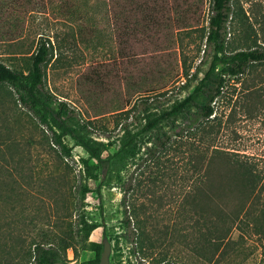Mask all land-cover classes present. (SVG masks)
Masks as SVG:
<instances>
[{
	"label": "rangeland",
	"instance_id": "374dc122",
	"mask_svg": "<svg viewBox=\"0 0 264 264\" xmlns=\"http://www.w3.org/2000/svg\"><path fill=\"white\" fill-rule=\"evenodd\" d=\"M212 15L211 0H0V63L27 73L31 57L47 45L45 90L67 103L75 125L106 161L127 130H140L146 109L158 115L193 93L210 63L204 52ZM226 39L228 54L264 50V0H231ZM214 107L208 124L214 133L196 146L238 154L262 177L260 192L249 198L230 182L221 188L203 179L208 220L231 225L238 213L215 255L213 237L191 203L199 178L188 151L194 142L182 134L193 117L142 136L135 156L114 161L104 176L79 143L1 86L0 141L14 158L3 166L17 163L33 172L35 182L13 209L5 198L0 202L3 252L16 254L20 234L33 250V242L57 230L72 243L58 264L92 263L95 244H109L110 264H264V64L228 78ZM164 135L171 137L170 147L152 160L148 149ZM128 187L125 204L139 216L131 215L132 228L141 221L145 230V254L125 228Z\"/></svg>",
	"mask_w": 264,
	"mask_h": 264
},
{
	"label": "trees",
	"instance_id": "16d2710c",
	"mask_svg": "<svg viewBox=\"0 0 264 264\" xmlns=\"http://www.w3.org/2000/svg\"><path fill=\"white\" fill-rule=\"evenodd\" d=\"M211 3L213 15L209 19L205 44L206 50L204 52L205 54L208 53L207 56L210 54V63L204 77L198 82L192 94L182 101L176 102L169 109L161 111L158 115L150 114L149 109H146L144 112V123L140 130L134 134L127 130L118 151L106 161L102 158L101 149L96 148L82 134L81 128L75 125L74 112L67 103L55 99L51 93L45 90L43 67L49 56L47 45H41L37 53L31 57V64L27 73L13 71L3 63H0V87L6 85L15 90L22 105L28 109L41 110L56 129L81 145L89 157L98 164V167L105 171L104 176L108 170H111V164L114 161L122 159L126 155L135 156L134 153L138 141L142 136L159 130L164 123L173 124L177 118L193 117L194 119H192L182 134V136L186 135L187 138L189 136L194 142L188 146V151L192 152L193 157L195 156L194 165L191 164V166L195 175L199 178L195 188V196L191 203L194 202L195 212L198 213L200 221L201 219L203 220V228L207 230L206 235L209 234L210 238L213 237L209 241V246H211V252L215 255L225 241L228 240L233 226L238 224V213L235 218L230 219L232 221L231 225L223 223L221 225V220L220 222L214 219L208 220L206 218L208 207L203 203L204 201L202 202L203 195L206 193L202 190V183L205 180V182L212 180L213 184L219 183L222 188L225 183L229 184L230 182L239 189L242 195L246 194L247 198H249L255 197L260 192L258 186L262 177L256 172L255 166L248 163V159L238 154L224 152L218 148H213L210 151L199 148L206 141V137H211L214 133V130H211L208 124L214 119V104L222 96L228 84V78L242 77L250 67L264 64V50L250 48L228 54L226 52V38L231 18V0H211ZM222 67L224 69L218 75L217 70ZM192 78L196 80L197 73ZM203 97L205 99H202ZM163 138H159L148 149V155L152 160H155L158 154L162 155L168 151L171 137L164 135ZM7 149L8 144L0 141V202L5 198V203L11 205L13 209L16 197L18 195L27 196L32 193L30 188L34 186L35 182L31 170L24 171L17 163L15 165H13L14 163H9V166H3V160H14L13 157H7ZM219 169L220 171L217 173L216 170ZM223 171L226 173H222ZM49 178L55 180L56 175L53 173ZM208 178L210 179L207 180ZM131 190V187L127 188L124 198L123 205L126 210L129 207L125 202L127 194ZM216 208L223 209L224 207L222 208L220 205ZM125 214V228L134 237L135 244L139 245L140 252L144 253L145 250L142 245L145 230L141 227V221L137 222V227L132 228L131 226V215L134 214L136 218L139 216L136 211L131 210V207L129 208V213L126 211ZM218 217L222 219L223 215ZM59 227L61 226L57 223L55 228L59 229ZM1 232L2 229L0 228V236ZM15 244L16 246L13 248L15 255L13 251L4 253L2 249L4 246L3 241L0 238V264H58L60 263L61 253H66L68 248L72 246V243H67L65 238L58 234L57 230L51 234H43L41 242H33V250L28 248L22 234L16 236ZM92 249L96 253L97 258L90 264H99L103 245L95 244ZM204 250L208 254L207 258L212 260V253L206 247Z\"/></svg>",
	"mask_w": 264,
	"mask_h": 264
},
{
	"label": "water",
	"instance_id": "95a60500",
	"mask_svg": "<svg viewBox=\"0 0 264 264\" xmlns=\"http://www.w3.org/2000/svg\"><path fill=\"white\" fill-rule=\"evenodd\" d=\"M110 252H111V248L109 244H105L103 247V251L101 252V255H100L99 264H110V260H109Z\"/></svg>",
	"mask_w": 264,
	"mask_h": 264
}]
</instances>
